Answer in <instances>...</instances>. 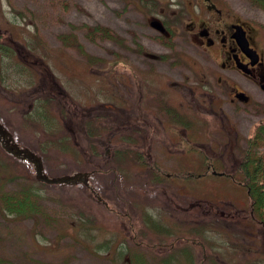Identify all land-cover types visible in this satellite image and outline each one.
I'll return each instance as SVG.
<instances>
[{
    "label": "rangeland",
    "instance_id": "rangeland-1",
    "mask_svg": "<svg viewBox=\"0 0 264 264\" xmlns=\"http://www.w3.org/2000/svg\"><path fill=\"white\" fill-rule=\"evenodd\" d=\"M169 1L175 0H0V42L7 48L4 56L0 51L1 122L18 143L42 158L48 176L92 171L90 181L107 202H98L82 185L37 181L28 162L0 147V264H264V231L249 219L248 195L241 184L188 165L164 168L182 171L180 179L155 182L143 153V159L136 158L123 144L124 151H116L120 158L114 160L113 152L108 160L98 122L94 120V132L85 134L81 122L73 119V113L93 111L98 104L112 110L113 97H118L114 79L94 68L114 66L120 57L131 64V52L140 43L143 50H152L149 40L157 32L149 22L161 8L151 5ZM242 2L247 4L240 10L255 26L264 58V10ZM95 25L119 36L126 49L89 33ZM73 37L86 54L101 58V64L88 65L76 45L65 42ZM121 48L131 52L120 53ZM228 79L252 96L249 104H225L222 109L233 128L229 156L241 159L247 138L264 126V94L235 74ZM217 85L230 92L227 85ZM124 135L113 143L124 142ZM258 151L264 152V146ZM215 170L241 181L236 168ZM200 173L205 176H196ZM163 190L178 196L183 207L196 201L227 209L232 202L239 217L228 221L203 212L202 206L173 211ZM22 200L37 211L15 217L6 210ZM141 241L148 246L135 244Z\"/></svg>",
    "mask_w": 264,
    "mask_h": 264
},
{
    "label": "flooded vegetation",
    "instance_id": "flooded-vegetation-1",
    "mask_svg": "<svg viewBox=\"0 0 264 264\" xmlns=\"http://www.w3.org/2000/svg\"><path fill=\"white\" fill-rule=\"evenodd\" d=\"M246 1L264 10L254 0ZM245 4L242 0H175L161 6L152 4L155 10L161 8L152 21L159 22L163 32L151 27L150 21V28L157 32L156 37L149 40L152 50H143L142 43L133 52L119 45L120 53L131 52V64H124L120 57L114 66L94 68L100 76L114 79V92L118 97H113L112 110H107L106 104H98L93 111L73 113V119L82 124L81 132H94L96 120L105 144L101 145L105 149L104 156L109 160L114 152V160L119 159L120 153L116 151L123 152V144L136 158L143 159L140 157L143 153L144 165L155 182L180 179L182 171L166 172L164 168L188 165L237 184L230 173L215 170L237 168L242 163L238 156H229L233 128L222 109L225 104H249L252 96L240 83L232 84L228 77L235 74L264 94L263 53L256 44L255 26L240 10ZM84 61L90 64L88 59ZM217 83L227 85L230 92L227 94ZM70 105L74 107V102L70 101ZM122 134L127 137L123 138L124 142L113 143V139ZM162 194L173 211L202 206L203 212L228 221L239 217V210L232 202L226 204L227 209L219 204L196 201L183 207L178 196L170 197L165 190ZM247 200L249 219L258 224L249 196ZM135 244L148 246L145 241ZM173 244L171 242V246Z\"/></svg>",
    "mask_w": 264,
    "mask_h": 264
},
{
    "label": "trees",
    "instance_id": "trees-1",
    "mask_svg": "<svg viewBox=\"0 0 264 264\" xmlns=\"http://www.w3.org/2000/svg\"><path fill=\"white\" fill-rule=\"evenodd\" d=\"M255 3L259 4L264 8V0H254ZM91 34H98L107 38L119 45H122L125 48L124 41L117 36L115 33L111 32L107 27H101L98 25L92 26L89 30ZM66 43H72L76 45L78 51L90 61V64H95L100 61L101 58L93 57L87 55L80 43L77 42L76 38L73 37V40L66 38ZM0 51L3 53V56L6 55L5 46H1L3 43L0 42ZM142 48V47H141ZM0 64V70H1ZM258 132L252 137L247 138L248 145L242 151L241 159L242 162L235 171L240 172L241 181H238L242 187L246 189L247 195L249 196L252 202L253 215L258 221V224L261 225L262 231H264V152H259L258 147L264 146V126L258 127ZM261 141V142H260ZM263 142V143H262ZM12 207H7L6 210L10 214L17 216H28L37 211V207L33 204H29L22 201L13 203Z\"/></svg>",
    "mask_w": 264,
    "mask_h": 264
},
{
    "label": "water",
    "instance_id": "water-1",
    "mask_svg": "<svg viewBox=\"0 0 264 264\" xmlns=\"http://www.w3.org/2000/svg\"><path fill=\"white\" fill-rule=\"evenodd\" d=\"M150 26L163 32V28L161 24L157 21L150 22ZM252 57V56H251ZM264 88V86H262ZM242 100H246L243 95H238ZM0 147L9 155L19 159L28 161L32 169L34 171V177L37 181L54 185V184H69L74 185L77 183H82L85 185L97 201L102 202L106 205V202L100 197L99 193L94 189L92 184L88 180L89 173L87 172H75L70 175L59 176V177H50L48 176L43 169V164L41 158L35 154L33 151L28 149L27 147H23L18 145L14 139L12 134L4 127V125L0 121ZM215 173V172H213ZM221 175V174H219ZM202 249H203V245Z\"/></svg>",
    "mask_w": 264,
    "mask_h": 264
}]
</instances>
